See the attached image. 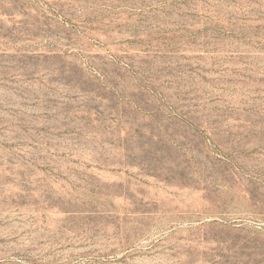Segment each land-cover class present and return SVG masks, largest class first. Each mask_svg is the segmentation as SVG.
Masks as SVG:
<instances>
[{"label": "rangeland", "instance_id": "374dc122", "mask_svg": "<svg viewBox=\"0 0 264 264\" xmlns=\"http://www.w3.org/2000/svg\"><path fill=\"white\" fill-rule=\"evenodd\" d=\"M0 264H264V0H0Z\"/></svg>", "mask_w": 264, "mask_h": 264}]
</instances>
